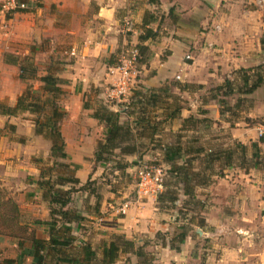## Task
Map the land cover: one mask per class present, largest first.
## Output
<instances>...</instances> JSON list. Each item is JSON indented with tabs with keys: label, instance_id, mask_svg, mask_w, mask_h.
Here are the masks:
<instances>
[{
	"label": "rangeland",
	"instance_id": "374dc122",
	"mask_svg": "<svg viewBox=\"0 0 264 264\" xmlns=\"http://www.w3.org/2000/svg\"><path fill=\"white\" fill-rule=\"evenodd\" d=\"M146 1L152 2L156 7L152 11H146L147 17H154L156 23H159V30L156 29L155 36L150 39L155 41L158 36L163 35L165 37L163 40L168 45L159 55V60L163 61L171 52L169 51L170 36L175 40L178 36L180 40L189 38L188 32L179 27L174 15L178 14L179 18H184L183 15H190L193 21L195 18L198 19V16L195 17L190 12L194 9L191 6V0L185 1L184 5H178V7L174 0L173 6H167L171 11L168 15H165V12L158 7L159 0ZM7 2L9 0H0V8L3 9V4ZM33 2L36 3L37 0ZM163 2H168V0ZM23 4V8L14 10L28 11V0ZM241 6L249 11L258 10L254 14H256L257 22L261 25L259 28L262 31L261 38L264 34V0H242ZM221 7L223 8L220 5L214 12L209 10L210 19L204 23V26H200V29L196 28V30L220 32L217 30L219 27L216 23H212V16L220 14ZM6 10L7 8H5ZM173 10H175V14H172ZM125 17L132 20L130 16ZM193 21L187 22L193 24ZM135 26L126 36L127 34L123 33L122 22L121 31L126 42L120 51L122 49L130 50L129 47L137 48L138 65H147L152 59V52L144 41L141 44L146 49L142 53L143 56H140L137 47L140 34L138 35L136 31L137 35H134ZM184 26L186 25L184 24ZM239 29V26L233 28L235 33H238ZM178 30H182L183 33ZM42 42H36L30 46L29 51L28 44H22L25 46L17 54L20 63L24 56L30 57L28 59L31 63L29 64L30 69H35L36 77L45 75L47 72L56 74L57 70L63 68L60 62L54 60L52 56L47 58V56L41 55ZM189 45L192 44L189 43ZM142 58L143 61L139 62ZM258 62L252 67L229 69L222 73V78L220 81L217 80L218 82H208V79L198 76L199 79H202L200 81L205 83L189 85L180 84L177 79H174L170 83L164 82L156 90L150 89V92L138 84L136 79L127 96L129 98V95L135 93L138 95L134 102L130 100L126 105V118L123 120V122L128 121V124L133 128L130 140V145L135 149L133 155H123L120 150L115 149L111 153L103 155L106 158L105 161H95L93 153L96 144L104 138L105 128L103 123L90 117L100 102L109 104L108 101L98 97L95 88L84 93L80 106L74 100H70L72 111L77 112L76 116L69 120L66 113L65 118L60 122L66 157H52L50 155V139L34 132L33 120L39 117L38 114L26 111L13 115V120L17 121V124H14L13 127L6 124L4 129L7 132L1 133L0 131V134L4 136L21 141L18 143L21 144L20 146L16 143L9 144L7 141H3L0 149V264H18L19 256H22L20 264H29L31 257L24 255L25 250L23 249L31 245L32 237L47 239L51 235L50 233L54 236H66L68 234L65 227L71 228V234L75 240L70 244L71 246L47 248L45 264H70L63 259L79 258L80 248L74 247L80 245L79 241L89 242L100 255L103 243L108 242L112 235L124 234L121 232L109 233L107 240L104 241L95 237L94 229L103 227L100 223L105 225L111 223L110 221L117 215L118 208L122 213L123 205L127 204L125 209L129 207L130 198L133 195L137 199L149 197H139L136 191V169L144 166L147 169L155 167L161 170L163 178L161 193L169 189L176 190L179 194L174 203L161 204L163 210L159 209L156 204V208L160 212V216L165 219L163 222L167 223L166 227L168 228L164 232H157L167 235V238L162 239L166 242L175 237L182 229H185L186 233L193 237L202 232L199 241L191 242L189 258L184 264H264V180L255 183V189L260 194L254 195L251 194L247 186L249 177L244 174V172H250L257 176L264 175V167L252 168L250 166L254 161L251 158V143L255 140H252L250 131L254 132L256 127L264 122V82L249 94L239 93L244 86V74L254 76V73L258 71L257 67L264 69V52L262 51ZM214 74L220 77L217 69ZM63 80L61 87L65 86L66 88L69 81ZM226 80L231 82L229 87L234 90L230 94H226L228 90L224 86ZM21 82L24 84L23 90L28 86H31L32 90L39 87L37 80L21 79ZM185 89L190 92L189 95L180 93L179 90ZM141 91H145L144 96ZM61 99L62 96H60L59 104L66 111ZM84 103L88 105L87 108H84ZM126 103L125 101L121 104L125 105ZM181 108L182 110L189 109L190 112L188 111L186 116L182 117L179 115ZM213 115H218V120L213 119ZM76 125H79L77 129L80 132L71 133L70 129ZM232 131L236 133L245 131L249 134L243 137L237 136L240 138L235 139L232 136ZM13 132H16L17 135L10 136ZM93 137L96 142L92 144L90 138ZM82 138L85 141L81 144ZM256 138L258 140V137ZM241 145H246L245 151ZM166 151H172L171 156H174V159L171 162L164 159ZM210 152L213 153V156L207 157ZM227 152H232L230 167L224 164L227 162L225 159ZM262 152H264L263 149ZM240 164H243L245 168L240 167ZM181 165H185L187 168L190 179L188 183L194 189L195 196L199 201L182 195V182L175 174V167ZM240 174L241 176H238ZM224 175L228 176L225 179L228 182L225 186L221 184L222 186L216 188L217 180L223 178ZM76 177L79 182H74ZM198 181L208 183L205 186L196 187L195 183ZM236 188H240L243 195L246 196L245 201L252 202L251 210L244 213L242 210L240 211L241 208L237 207L238 201L236 202L234 199L232 202L229 199L228 203L230 204L226 206L228 212L226 211L224 214L230 218L228 225L221 228L219 232L216 231L215 226L208 227L205 218L202 219L200 210L202 203L204 204L203 210L204 207L208 208L210 204H215L217 201L222 203L228 194L232 195L235 193L234 191H237ZM158 194L151 197L157 200ZM253 195L254 198H250ZM67 198L70 201L62 207L60 202ZM233 207L236 209L234 212H232ZM63 211H67V214H63ZM111 213L114 215L112 216ZM221 214L222 212L217 214L218 218ZM204 215L206 217V213ZM74 217H77V220ZM101 218L102 220H99ZM110 218L111 220H109ZM35 221H48L52 224L40 225ZM200 222L201 226L198 225ZM203 231L209 233L204 234ZM105 232L102 234L105 235ZM157 233L153 236L138 234L133 238L136 245L143 242L149 243L144 249L150 253V256L151 254L154 256L151 264L154 263L159 248L163 247L162 240L159 239L160 235L158 238ZM18 243H21V246ZM174 243L177 244V242ZM141 260L142 258L138 259L133 254H122L115 264H138V261Z\"/></svg>",
	"mask_w": 264,
	"mask_h": 264
},
{
	"label": "crops",
	"instance_id": "0c3cea01",
	"mask_svg": "<svg viewBox=\"0 0 264 264\" xmlns=\"http://www.w3.org/2000/svg\"><path fill=\"white\" fill-rule=\"evenodd\" d=\"M33 1L28 0V11L12 10L8 12L6 10L7 13L5 9L0 8V102L14 106L17 97L24 89V84L19 78V65L6 62L4 55L19 54L21 48L25 46L22 44H28L29 51L30 46L43 41L41 55L47 56V58L52 56L54 60H58L63 68L56 71V76L69 81L66 88L62 86L64 94H62L61 99L66 108L68 119L74 118L77 113L72 111L70 100H74L80 106L84 93L95 88L98 97L108 101L112 110L123 111L120 113V122H123L126 118L125 107L129 104L132 96L129 95V98L127 96L126 99H123L124 101H118L108 95L109 88L117 76L115 71L117 55L126 42L121 31L122 19L125 16H130L133 27L136 25L134 35L136 31L139 35L144 29L143 19L146 11H152L153 8H156L155 4L146 0H37L36 3ZM163 1L159 0L158 7L165 12V15H168L170 7L167 6H173L175 1L177 7L178 5L182 6L187 0H168L165 3ZM191 2L194 9L190 12L195 17L198 16V19L195 18L193 21L190 15H183L186 19L179 18L178 14L174 15L179 27L188 32L189 38L180 40L178 36L175 40L170 36L171 47H169V51L171 52L168 53L165 60H159L161 51L168 46L163 40L165 38L163 35L158 36L155 41L151 39L145 41L150 52H152V59L147 65H140L137 69V82L145 90H156L164 82L170 83L174 79H177L180 84L189 85L193 83L204 84V81H200L202 79H208V82L220 81L222 73L229 69L252 67L259 63L258 59L262 51L259 39L262 31L259 29L261 25L257 22L256 14H254L258 10L244 9L241 6L242 0H191ZM220 5L223 6L220 14L212 16V23H216L219 27L217 30L220 32L196 30V28L200 29V26H204V23L210 19L211 16H209L208 11H217ZM174 12L175 10L172 14H175ZM187 21H193L195 24H189ZM236 26L240 27L238 33L233 30ZM149 27L153 31L159 30V23L154 20L149 24ZM182 30H178V32L183 33ZM214 69H217L220 77L215 76ZM198 76L202 79H199ZM38 83L40 85V82ZM179 91L185 95L190 93L186 89ZM127 99L129 100L127 101ZM125 101L127 103L122 105L121 103ZM188 111L190 112L189 109H183L179 115L185 117ZM13 117V115L0 114L1 133L7 132L4 129L6 124L10 127L17 124ZM212 118L218 120V115H213ZM77 127L79 125L72 126L70 132L79 133L80 130ZM255 131H250L252 132V140H257ZM246 134L249 132L236 133L232 131V136L235 139ZM16 135V132H13L10 136ZM91 140L92 144L96 142L95 137L90 138ZM3 141H7L9 144L21 142L19 139H11L0 134V149ZM84 141L85 139L82 138L80 143L82 144ZM260 147L264 150V142L260 143ZM244 174L249 177L247 186L251 194H260L255 189V183L263 181L264 175L257 176L250 172H244ZM227 177L224 175L223 178H219L216 188L222 186L221 184L225 186L228 182L225 180ZM236 190H233L236 194H228L224 198L223 204L217 201L215 204H210L208 208L205 207V221L208 227L215 226L216 231L219 232L221 228L228 225L230 218L224 214L226 211L228 212L226 206L230 204L228 203L229 199L232 202L234 199L236 202L238 201L237 207L241 208L240 211L245 213L251 210L252 202L245 201L246 196L243 195L240 188H236ZM254 195L250 198H254ZM130 200L131 203L124 213H120L118 208L116 217L113 220L109 219L111 223L108 225L100 223L103 227L95 228L96 231L94 229L96 238L105 241L107 234L121 232L127 239H133L138 234L153 236L157 232H164L168 229L167 223L163 222L165 219L160 216V212L156 208L154 197L137 199L133 195ZM232 210L234 212L236 209L233 207ZM221 212L222 214L218 218L219 215L217 214ZM104 231H106L105 235L102 234ZM203 233L208 234L209 232L203 231ZM200 234L202 235V232H199V235H194V237L187 234L184 242L180 245V251L171 250L168 246L160 247L158 254L156 252L157 257L153 264H184L189 258L191 242L199 241ZM155 246L157 247L156 243Z\"/></svg>",
	"mask_w": 264,
	"mask_h": 264
},
{
	"label": "trees",
	"instance_id": "16d2710c",
	"mask_svg": "<svg viewBox=\"0 0 264 264\" xmlns=\"http://www.w3.org/2000/svg\"><path fill=\"white\" fill-rule=\"evenodd\" d=\"M16 2L27 3V0H16ZM154 20V17H147L146 13L143 19L144 30H142V33L139 36V44L137 46L140 56H143L142 53L146 49L141 43L154 37L156 34L155 31H153L149 27V24ZM260 45L262 51L264 52V34L260 38ZM4 59L6 60V62L19 65L20 79L37 80L38 82H40V85L36 90H32L31 86L26 87L25 90H23V92L17 97L14 106H8L0 103V114L11 116L26 111L38 114L39 117L33 120L34 132L38 135H42L50 139V155L52 157H66L67 154L65 151V142L60 130V122L65 118L66 111L59 104L60 96H62V94L64 93L61 87L64 80L56 76V74H51L50 72H47L45 75H37L36 77L35 69H30L31 66L29 64L31 63H29L30 61L28 60L30 59L29 56H24L21 63L19 62L18 56L14 54H5ZM142 61L143 58L139 60V62ZM257 69L258 71L254 73V76L244 74V86H242L245 87V89H243L242 87L239 93L249 94L264 82V69L262 70L261 67H257ZM251 77L253 78L252 81ZM224 84V86L228 88L226 94H230L232 91H234L229 87V85H231V82L229 80H226ZM137 95V93L131 95V102H134ZM144 95L145 91L142 92V96ZM83 106L84 108L88 107L86 103H84ZM180 110H182V108ZM91 116L98 122L103 123L105 128L104 138L96 144L93 153L95 161H105L106 158L103 157V155L109 154L115 149L120 150L121 154L123 155H133L135 153L134 147L130 145V140L133 135V128L130 126V124H128V121L120 122L119 111H114L105 102H100L98 108L93 111ZM263 142L264 141L261 138H258L257 141L251 143V158L254 160L253 164L250 165L252 166V168L264 167V152H262V149L260 147V143ZM241 147L244 151L247 148L246 145H241ZM223 153L225 152L223 151ZM171 154L172 151H166L164 153V159L167 162H171L174 159V156H171ZM226 154L227 155H225V159L227 162L224 164L227 167H230L232 164L230 162L232 161V152H227ZM212 156L213 153L211 152L207 154V157ZM210 160H212V158H210ZM240 167L245 168L243 164H240ZM175 174L178 178H180L179 181L182 182V195L199 201V199L195 196L194 189L188 183L190 179L185 165L175 167ZM74 182H79V179L76 177L74 179ZM207 183L198 181V183H195V186L202 187ZM178 195L179 194L176 190L171 191L169 189H166L162 193L160 192L156 200L157 207L163 210L161 204L167 202L174 203L177 200ZM55 201L59 202L57 200ZM69 201V198H67L66 200H62L60 204L63 207ZM203 205L204 204L202 203V208ZM202 208H200V210L202 219L204 220L205 207L204 210ZM66 212L67 211H63V214H67ZM74 219L77 220V217H74ZM35 223L40 225L52 224L48 221H35ZM198 225L201 226L202 223L200 222L198 223ZM65 230L68 234L66 236H54V234L52 233H50L51 235H49V238L47 239L33 236L31 239V245L28 248L23 249L25 250V253L23 254L31 257V261L29 264H45V251L47 250V248L50 249L56 247L71 246L70 244L73 242V240H75V238H73V235L71 234L70 227H65ZM186 236V230L182 229V231L178 232L175 237L168 239L166 242L164 239H162L164 237L167 238V235L165 233H159L157 237L162 240L161 244L163 247L168 245L170 249L180 251V245L183 243ZM174 242H177V244H175ZM79 243L80 245L74 246L76 248H80L79 258L73 259L69 257L67 259H63L65 262L70 264H115L122 254H133L136 255L138 259L142 258L140 262L138 261V264H151L154 259V256L152 254L150 256V253L145 251L144 249L145 246L149 244L148 242H143L142 244L136 245L135 239H127L124 235L121 234L112 235L111 239L108 242L103 243L100 250V255H98L97 250L89 242L79 241ZM18 244L19 246H21V243ZM21 261L22 256H19L18 264H20Z\"/></svg>",
	"mask_w": 264,
	"mask_h": 264
},
{
	"label": "built area",
	"instance_id": "2783aa9c",
	"mask_svg": "<svg viewBox=\"0 0 264 264\" xmlns=\"http://www.w3.org/2000/svg\"><path fill=\"white\" fill-rule=\"evenodd\" d=\"M19 4L16 0H9V2L3 4V9L7 8V10H14L24 7L23 3ZM123 26V33L128 34L133 28L132 20L129 17H124ZM129 48L130 50L122 49L119 53L118 63L115 66L117 76L108 91L109 97L118 101H122L126 98L137 77V67L139 66L138 50L135 47H133V49L131 47ZM256 134L258 138L264 141V123L256 127ZM135 176L137 177V196L148 197L157 195L161 192L163 178L159 168L153 167L147 169L145 166L138 167ZM126 207L127 204L121 207L122 213Z\"/></svg>",
	"mask_w": 264,
	"mask_h": 264
},
{
	"label": "water",
	"instance_id": "95a60500",
	"mask_svg": "<svg viewBox=\"0 0 264 264\" xmlns=\"http://www.w3.org/2000/svg\"><path fill=\"white\" fill-rule=\"evenodd\" d=\"M198 232V231H197Z\"/></svg>",
	"mask_w": 264,
	"mask_h": 264
}]
</instances>
